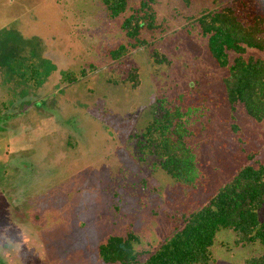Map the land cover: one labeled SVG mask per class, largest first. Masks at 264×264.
Returning a JSON list of instances; mask_svg holds the SVG:
<instances>
[{"label": "rangeland", "instance_id": "374dc122", "mask_svg": "<svg viewBox=\"0 0 264 264\" xmlns=\"http://www.w3.org/2000/svg\"><path fill=\"white\" fill-rule=\"evenodd\" d=\"M139 1L113 19L100 0H0V264H103L98 246L129 232L135 250L154 252L242 165L264 166V121L242 105L231 113L227 69L188 21L226 5L246 21L264 0H154L159 27L134 45L121 23ZM168 100L190 111L191 187L136 149ZM212 251L211 264H243L262 247H236L223 230Z\"/></svg>", "mask_w": 264, "mask_h": 264}, {"label": "trees", "instance_id": "16d2710c", "mask_svg": "<svg viewBox=\"0 0 264 264\" xmlns=\"http://www.w3.org/2000/svg\"><path fill=\"white\" fill-rule=\"evenodd\" d=\"M100 1L113 19L126 13L128 8L127 0ZM153 4L154 0H140L122 20L121 30L134 45L145 44L139 39L142 30L153 31L159 27ZM188 21L198 26L217 66L227 69L222 84L231 113L237 105H242L250 119L263 122L264 58L248 55L247 50L264 51V14L250 16L245 21L226 5L202 10ZM125 51V46L120 45L110 51V58L117 60ZM153 58L156 63L169 64L164 55L154 53ZM137 78L136 70L127 72L126 79L133 86ZM189 114V110L174 106L168 100L141 134L136 149L138 153L153 156L167 176L191 187L198 180V170L188 147L191 134L186 118ZM255 156L247 154L246 159L251 161ZM263 204L264 166L258 162L244 164L202 207L180 215L176 220L179 228L154 252L135 250L139 238L129 232L125 236L109 237L98 246V256L103 264H211L217 234L227 230L234 234L236 247H262L259 255L246 258L243 264H264V223L258 218Z\"/></svg>", "mask_w": 264, "mask_h": 264}]
</instances>
